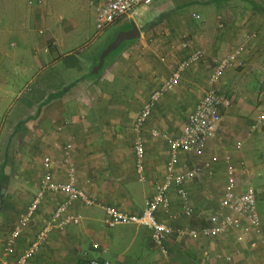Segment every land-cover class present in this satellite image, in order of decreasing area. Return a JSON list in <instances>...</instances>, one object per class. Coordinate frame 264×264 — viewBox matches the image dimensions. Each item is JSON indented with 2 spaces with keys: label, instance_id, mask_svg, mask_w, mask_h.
Masks as SVG:
<instances>
[{
  "label": "crops",
  "instance_id": "0c3cea01",
  "mask_svg": "<svg viewBox=\"0 0 264 264\" xmlns=\"http://www.w3.org/2000/svg\"><path fill=\"white\" fill-rule=\"evenodd\" d=\"M89 3L95 21L94 0ZM190 4H197L198 10L190 11ZM70 6L68 0H0V264H16L64 199L60 193L46 195L23 226L14 253L5 254L7 237L42 187L45 158H51L57 181L67 179L64 150L70 144L78 183L97 203L73 202L70 211L80 216L78 222L54 229L26 264H86L91 257L119 264H264L262 221L263 236L256 247L248 240L236 243L233 234L219 239L173 236L169 255L155 246L149 228L105 223V205L133 213L143 209L170 158L168 141L152 130L179 135L211 85L207 58L213 65L240 44L247 48L216 87L225 95L234 90L244 98L221 108L219 128L206 153L196 157L182 152L177 167L183 168L189 159L193 166L208 159L202 177L209 185L222 178L221 198L229 154L239 166L240 187L249 182L264 195V125L251 131L264 103V0H154L138 8L129 21L112 26L118 33L135 23L141 36L121 44L110 57L109 53L97 71L100 54L115 36L94 53L78 55L71 35L67 37L70 27L63 22ZM185 40L203 48L208 57L184 72L181 82L162 97L137 131L135 123L151 93L186 56ZM254 63L255 80L251 78L246 86L234 84L233 75L250 73ZM137 136L146 147L145 181L136 171ZM213 156L218 161L213 162ZM200 183L201 179L189 184L196 209L193 217L183 213L181 200L172 191L173 216L160 214V219L176 226L205 225L219 200L204 190L211 186ZM174 237L182 239L181 251L174 246ZM220 252L230 253L232 260L219 259Z\"/></svg>",
  "mask_w": 264,
  "mask_h": 264
},
{
  "label": "built area",
  "instance_id": "2783aa9c",
  "mask_svg": "<svg viewBox=\"0 0 264 264\" xmlns=\"http://www.w3.org/2000/svg\"><path fill=\"white\" fill-rule=\"evenodd\" d=\"M154 0H94L95 4V34L99 35L112 26L120 25L131 19V15L140 7L150 5ZM42 32V31H41ZM182 46L187 50L186 56L173 70L172 74L151 93L148 101L140 112L135 128L140 130L149 120L153 109L174 86L178 85L184 72L193 64L202 61L206 52L203 48L192 47L189 41H182ZM245 44L218 57L210 75V87L204 92L195 109L189 114L183 131L174 137L153 129L155 136L163 137L168 141L170 158L167 162L166 171L162 179L154 183V192L145 201L143 209L138 213L125 211L114 205H105V223L109 227L118 225L134 224L147 227L155 245L164 255H169V243L173 236L199 238H224L226 235H234L236 243L247 241L251 247H256L263 236V225L257 211V192L249 182L242 188L238 181V168L229 155H225L226 182L218 204L208 216L206 224L200 227L190 225L176 226L167 220H161L159 215L172 217L171 192H175L181 200L183 213L187 217H193L196 209L189 191V184L201 175L202 166L196 164L192 167L179 169L178 161L182 152L196 157L203 155L207 143L216 136L221 121V108L229 106V96L217 89L216 84L221 80L224 73L237 65L239 57L246 49ZM264 71V68H263ZM264 125V103L260 105L256 123L251 128ZM241 142H238L240 145ZM71 144L65 147V161L68 167V176L65 181H57L52 173V160L46 157L44 161L45 173L42 187L30 204L27 214L14 226L5 242V254L12 255L15 251L16 240L21 234L23 226L32 220L40 205L48 194H63L64 199L56 207L54 212L44 221L30 246L18 256L16 264H26L41 249L45 239L54 229H63L70 223L78 222L80 216L72 213L70 207L75 201H83L95 204L97 201L79 185L77 168L71 161ZM136 155V171L140 181L146 180V147L141 136L134 139ZM213 162L218 161L213 156ZM95 247L99 244L95 243ZM219 259L231 261L230 253H218ZM86 264H119L109 259L91 257ZM172 264V263H170Z\"/></svg>",
  "mask_w": 264,
  "mask_h": 264
},
{
  "label": "rangeland",
  "instance_id": "374dc122",
  "mask_svg": "<svg viewBox=\"0 0 264 264\" xmlns=\"http://www.w3.org/2000/svg\"><path fill=\"white\" fill-rule=\"evenodd\" d=\"M68 1H69V4L72 5V8L70 6V9L67 12L64 11L66 13L65 14L66 17H64L63 22L65 23V25L70 27V31L67 34V37H68V35H71V39H72V42L74 44L73 48H74V50H77L76 53H78V55H82L85 52H86V55H88L89 53H94L99 44H103L108 39L112 38L113 36H116V34H117L116 28L117 27H110L107 30H105L103 33L95 36V21H94L93 12L90 9L91 5L89 3V0L88 1L87 0H68ZM66 6L68 7V4H66ZM140 8H142V7H140ZM188 8L190 9V11L193 12V10H195V9L198 10V5L197 4H190L188 6ZM201 9L203 10V8H201ZM52 18H54V15ZM48 21H51V20L49 19ZM42 25H44V23H42ZM125 42H129V41H125ZM115 51L111 52L109 54V57L112 54H114ZM206 57H208V56H206ZM206 61H208L210 63L209 69L206 70L207 73L209 72L210 68H212L210 73H209V78H210L211 72H212L213 68L215 67V63L212 65V60L211 59L209 60L208 58ZM252 67H253L252 69L251 68L249 69L250 73H248L247 71L242 72V73H235L233 75V79H232L233 83L235 84L237 82V85L239 84V86H240V84L246 86L247 82L252 77H255V74L257 72V70L255 69L257 67V63H254ZM227 73H228V70L224 73V75L221 79L225 78ZM252 79L255 80V78H252ZM257 80H258V78H257ZM250 84L252 85V83H250ZM221 92H223V94L226 93L224 90H222ZM24 94L27 95V93H24ZM24 94L20 95V97L23 96ZM226 95L229 96L228 94H226ZM263 96H264V94H263ZM29 97H32V94H30ZM229 97L231 99V103L242 100V98H244V97L236 94V92L234 90H232V94H230ZM260 97H261V93L256 96V99L260 98ZM221 112L223 114L224 111L221 109ZM11 144H12V146L16 145V143H11ZM204 153H206V151H204ZM208 153L212 154V151L207 152V155H209ZM205 159H207V158H205ZM204 161L205 162H203V163L201 162V166H202L201 175L198 176L195 180H193L191 184L193 185L194 183L199 182L201 179V181H203V183H200V186L204 187V185H208L209 188L211 186L210 191H209V189H206L205 187H204V190L209 192L211 199H217L216 200V202H217L220 198L221 187H222L223 181H222L221 177H217V178L213 179L211 182V185H209L208 180L203 178L204 176L202 177V174L204 173V171L207 170L206 167H204V166L207 165L206 161H208V159L204 160ZM193 164H194L193 159H189V161L186 162V167H192ZM201 187L198 189L199 190L198 192H202ZM202 208H206V206H203ZM257 211H258V214L261 218V221L264 222V195L261 193V191L259 193H257ZM125 225H130V224H125ZM131 225H134V224H131ZM152 240H153V238H152ZM181 240H182L181 238L174 237L173 241H172L174 243V246L176 248H178L179 250L182 248L181 245L183 244V242ZM188 240H186V241H188ZM153 243H154V241H153ZM184 245H185L184 247H186V248L191 246V244H189V242H187V244H184ZM197 245H199V244H197Z\"/></svg>",
  "mask_w": 264,
  "mask_h": 264
},
{
  "label": "water",
  "instance_id": "95a60500",
  "mask_svg": "<svg viewBox=\"0 0 264 264\" xmlns=\"http://www.w3.org/2000/svg\"><path fill=\"white\" fill-rule=\"evenodd\" d=\"M141 36V31L139 27L134 23L131 28L120 30L113 41H111L107 47L100 54V60L97 66L94 67V70L97 71L105 61L106 56L112 51L116 50L121 44L125 41H131L137 39Z\"/></svg>",
  "mask_w": 264,
  "mask_h": 264
}]
</instances>
